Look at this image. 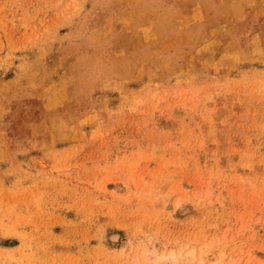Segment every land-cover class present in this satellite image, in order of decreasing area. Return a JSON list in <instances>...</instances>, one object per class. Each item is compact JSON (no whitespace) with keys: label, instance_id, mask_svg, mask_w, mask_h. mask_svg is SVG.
<instances>
[{"label":"rangeland","instance_id":"374dc122","mask_svg":"<svg viewBox=\"0 0 264 264\" xmlns=\"http://www.w3.org/2000/svg\"><path fill=\"white\" fill-rule=\"evenodd\" d=\"M153 251L264 264V0H0V264Z\"/></svg>","mask_w":264,"mask_h":264},{"label":"bare ground","instance_id":"6f19581e","mask_svg":"<svg viewBox=\"0 0 264 264\" xmlns=\"http://www.w3.org/2000/svg\"><path fill=\"white\" fill-rule=\"evenodd\" d=\"M189 253H187L186 256H191V254L194 255L191 252H189ZM179 255H182V251H180V254ZM179 255H176L174 252L172 254L170 253L168 255L167 254L158 255L156 252L153 251V252H150V254H147L145 256V259H146V261H152V262L155 261L156 264H159L161 261H163L165 259H168V258H173V260H175ZM193 257L194 256H192V258Z\"/></svg>","mask_w":264,"mask_h":264}]
</instances>
